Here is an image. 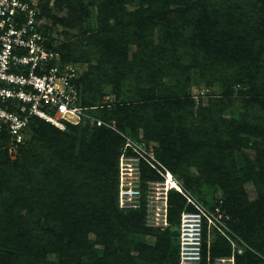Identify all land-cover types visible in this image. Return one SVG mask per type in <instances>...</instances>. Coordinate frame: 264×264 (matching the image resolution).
Returning <instances> with one entry per match:
<instances>
[{"label":"trees","instance_id":"trees-1","mask_svg":"<svg viewBox=\"0 0 264 264\" xmlns=\"http://www.w3.org/2000/svg\"><path fill=\"white\" fill-rule=\"evenodd\" d=\"M73 3L81 6L77 17L66 21L54 15L52 10L61 12ZM53 4L49 9L41 0L43 15L53 25L69 29L63 31L69 42H56L46 24L48 44L61 52L63 61L88 65L77 79L82 104L100 109L122 129L128 124L135 130L142 127L147 139L159 143L157 155L173 173L196 166L199 173L190 172L187 185L197 191L204 184L220 190L234 231L259 251L238 255L237 264H264V0H88L85 6L76 0H55ZM94 7L100 11L97 29L87 20ZM82 23L88 24L89 33L75 38L71 30ZM201 84L219 90L207 94V103L191 92L192 85ZM105 85L112 86L119 102L103 103ZM29 128L16 160L0 151V264H92L100 259L101 251L96 255L88 248L81 262L82 243L66 234L59 220L64 214L77 220L70 226L81 229L80 221L86 220L103 238L102 227L112 228L115 235L103 242L108 260L116 248L114 239L124 241L117 231L128 236V231L142 227L144 213L124 217L115 199L104 194L102 208L86 205L85 196L74 193L66 201L53 193L48 201L46 194L59 179L66 181L71 171L85 176L91 170L94 179H110V173L117 171L121 136L88 124L78 136V124L62 130L39 118ZM254 130L261 132L256 135L261 139H254ZM241 145L255 148V158L239 163L234 151ZM247 181L259 192L256 201L248 198ZM69 191L65 187L63 193ZM170 195L179 211V225L185 199L176 192ZM111 210L119 214L116 223L107 222ZM174 234V251L166 238L153 246L131 240L125 247L127 259L124 255L117 264H136L131 247L144 264H180L179 232ZM206 248L200 264H208ZM209 251L212 263L232 252L222 239L211 242ZM50 252L57 254L56 263L48 259Z\"/></svg>","mask_w":264,"mask_h":264},{"label":"rangeland","instance_id":"rangeland-1","mask_svg":"<svg viewBox=\"0 0 264 264\" xmlns=\"http://www.w3.org/2000/svg\"><path fill=\"white\" fill-rule=\"evenodd\" d=\"M44 1L46 4H48L49 9H53L52 7L54 5L53 3H55V0ZM76 1L82 6H85L88 0ZM128 8L133 9L134 7L128 6ZM52 11L54 15L63 17L66 21H70L71 17H77L81 13V6L78 5L77 7H75L73 3V5L64 7L61 12H57L55 9ZM99 12V8L94 7L89 16L90 18L87 19L88 21H92L94 29L98 28L97 21L100 18ZM46 21L47 25L49 26L48 30L51 33V37L56 42H58L59 44L61 42H69V40L65 37L63 33L64 30H69L66 26H63L61 24L55 26L49 18H47ZM88 21H86V23ZM86 23H82L80 26H77L76 28L72 29V36H74L75 38L85 37L86 34L89 33L86 32V30H90V27H88V24ZM110 23L114 24V20L111 19ZM83 33H85V36L82 35ZM133 49H135V46H133ZM73 63L79 66L80 75H82L87 70V63H84L82 61H74ZM93 63L98 64L97 58H94ZM103 90L105 92L103 103L109 104L110 102H119V98L117 97V94L113 93L111 85H105ZM191 92L195 97H197V100L198 97H202V101L204 103H207V94H216L219 92V90L216 85L213 87H207L201 84L192 85ZM87 111L89 117L85 118L81 123L78 124L80 126L78 136H82L84 134L83 128H85L87 124L91 127H106L114 130L118 135H120L123 141H121L122 144L119 147V156L116 163L117 171L110 173V175L112 176L110 179V176L108 178L103 176V178H100V180L94 179V176L90 174L91 170L87 171V175L85 176H82V173L77 175L75 171H71L72 174H67L66 181H64V179L62 178L59 179V181L53 183V190L51 187H48V193L46 194L48 201L50 200L49 196L52 193L54 195H60L59 199L63 198L65 201L69 200L70 195L74 193L80 198L85 196L84 201L86 205L94 203L95 208H102L104 194L106 198L113 197L115 199V207L118 209V213H120L122 216L125 217V215H129V212H141L144 213L145 221L142 227H137L133 232L128 231V233H130L128 236L125 235V233L121 232V229L117 231L119 237L124 238V241L119 242L117 240L118 238H115L114 240L116 242V248L112 249L110 253V258L108 260H104L107 257L106 255H104V253L106 250H108V248L103 242H107L111 239V235H115V232L111 230L112 228L106 230L105 227H102L104 233H106V238H103L98 233L97 226H88L87 221L82 220L80 221L81 229L75 228L74 225L70 226V223L75 224L77 220L73 219L68 214H64L59 220H62L65 224V230L67 231L66 234L72 233L73 235H75V242L80 241L82 243L80 247V252L83 253L80 254L81 262H85L84 260L86 259L87 254L86 250L89 248L96 255L100 254L102 256L100 259H97L92 264L120 263L124 255L125 260L128 257V253L126 255L127 248L125 247L127 246V244H131V240H134V242L139 243L144 242L153 246L159 242L160 238H166L171 241V246L174 251V249L177 247L176 234L174 233L178 231L179 211H177L171 203V192L179 193L180 196L185 199V207H187L188 210L196 209V205H198L200 207H203L209 213H212L215 217H217V227L214 226L211 230L206 227L204 233L205 247H207L206 254H208L209 251L208 243L210 241L213 243L216 240L219 241L222 239L230 247V251H232V243L235 242L236 244L238 243L242 245L245 251L249 250L256 255H259V251L257 249L253 248L249 243L246 242V240H244L234 231L232 227V217L229 213L226 212L224 206L225 203L220 202L221 199L224 200V197L220 190H214L215 187H210L204 183V186L201 191H197L195 187L187 185V176L191 173H199L196 166H192L188 170L182 168L179 170V172L173 173L169 166L166 165V163L163 162L161 158L157 155L156 147L159 146V143L157 141L147 139L145 137L144 130L142 129V127L135 130L133 126H130L128 124L125 129H122L117 126L115 120H108L107 118L103 117V111H100V109H91ZM229 116H231V111L227 112V117ZM99 119L103 121L102 125L97 124V120ZM258 133L261 132L259 131L256 133V131L254 130V139L259 138L258 136H256L259 135ZM234 152L237 155L236 160L239 163H243L245 161V158L247 157L255 158L256 156V149L252 148L251 146H237ZM125 162L137 167L136 175L139 178L137 182L139 184V187L141 188V198H138V200L136 201L139 202L140 206L137 208L130 209L125 207L123 205L125 197H122L120 195V166L122 165V163L124 164ZM167 172H171L173 175V179L178 182L179 185L183 186L184 193L179 192L175 188L170 189L168 192V205L166 206L165 202L163 201H165V182ZM71 179H73L74 182ZM65 187L67 188V190L70 191L63 193ZM244 188L246 189L248 198L251 201H256L259 198V192L257 191V188L253 182L247 181L244 184ZM100 192L102 193V196L98 195V193L100 194ZM97 197L100 200H98ZM99 201H101V203H99ZM194 203L196 205H194ZM165 209H168V211H164ZM112 212H110L107 222L111 221L113 223H116V218L117 216H119V214L116 215V212ZM34 225L37 226L36 224ZM123 228L125 229V222ZM77 236L79 240L77 239ZM103 239H105V241ZM99 251H101V253ZM131 251L132 252L130 257L132 256L134 258V262L136 264H144L142 260H140L139 262L138 259L135 258L138 255V250L135 248L133 249L131 247ZM48 259L56 263L58 261L57 254L55 252H50L48 254Z\"/></svg>","mask_w":264,"mask_h":264},{"label":"built area","instance_id":"built-area-1","mask_svg":"<svg viewBox=\"0 0 264 264\" xmlns=\"http://www.w3.org/2000/svg\"><path fill=\"white\" fill-rule=\"evenodd\" d=\"M46 24L41 0H0V151L6 150L11 160L19 157L35 118L65 130L69 124L77 125L89 117L90 107L82 104L77 82L80 68L63 61L61 52L48 44ZM97 124L103 121L99 119ZM136 169L126 162L120 166V195L125 197L123 205L130 209L140 206L136 202L141 198ZM169 179L174 180L167 172L166 206ZM179 187L174 188L184 193L183 186ZM217 221L198 205L182 211L178 225L180 264H200L204 260V233L206 227H217ZM232 244L231 254L216 257L213 263L208 251V264H237L238 255L245 249Z\"/></svg>","mask_w":264,"mask_h":264},{"label":"bare ground","instance_id":"bare-ground-1","mask_svg":"<svg viewBox=\"0 0 264 264\" xmlns=\"http://www.w3.org/2000/svg\"><path fill=\"white\" fill-rule=\"evenodd\" d=\"M173 177V175H172V173L171 172H169V177ZM169 189H174V187H176L178 190H180V187H179V185L177 184V182L175 181V180H170L169 179ZM170 186H171V188H170Z\"/></svg>","mask_w":264,"mask_h":264}]
</instances>
